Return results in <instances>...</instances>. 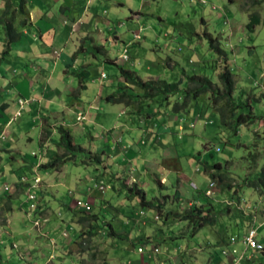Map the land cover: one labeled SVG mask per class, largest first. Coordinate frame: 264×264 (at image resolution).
<instances>
[{
  "label": "rangeland",
  "instance_id": "obj_1",
  "mask_svg": "<svg viewBox=\"0 0 264 264\" xmlns=\"http://www.w3.org/2000/svg\"><path fill=\"white\" fill-rule=\"evenodd\" d=\"M118 1L125 3L126 7L131 5L132 8H139L137 3L133 4L134 1L130 3L129 0H109L102 9L105 17L109 16L113 10H123ZM149 1L146 7L154 17L141 19L135 24L124 16L119 22L113 20L114 30L121 28L122 23L125 24L123 26L125 30L122 32L126 33V43H130L127 47L130 61L125 62L122 59L119 61L125 62L123 63L125 68L131 71L140 72L142 69L145 72L147 67H153L158 69L157 72H164L162 79L168 82L183 81L181 91L170 97L169 104L164 103L162 106L164 97H158V101H155L150 108L146 106L144 114L154 113L153 118L160 122L161 119L169 120L168 110L172 117L180 119L182 116L186 121L183 123L184 119H182L181 122L187 126L198 114L203 118L198 116L195 121L197 125L195 136L190 134L189 128L184 132L186 140L192 139L193 143L191 146H179L178 161L167 162L166 167L161 165L162 168L157 170L158 177L163 173L169 176V189L160 190L151 176L144 175L147 170L142 171L141 168H147L146 159L142 156L130 162L133 172L125 170L120 176L127 179L125 182L131 181L129 188L137 186L130 178L131 174L139 176L141 182L145 183L142 184V188L147 193L146 200L164 206V214L169 211L186 213L192 206H202L194 204L192 198L194 194L200 198L201 202H204L205 208L208 206L207 202L211 201L217 215V225L207 226L195 232L187 221L179 220L175 216L166 219V216H162L160 209L143 207L141 199L135 192L128 193L129 188L123 191L124 194L118 195L121 186L112 178L117 176V172L121 169L124 170L129 163L126 162L124 153H121L123 157L120 155L106 159L108 162L100 163L97 160L100 156L98 149L103 147V144H100L102 137L104 138L102 132L106 131L109 119L106 116L108 112L104 114L103 111L93 110L88 121L86 119L82 125L69 126L75 145L81 147L82 151H78L75 159L67 162L65 166L50 170L49 175L45 174V171L40 170L41 173L37 171V176L35 173L32 174L33 170L28 166L18 170L20 162L17 164L10 159L5 178L0 177V264H128L150 253L145 251L141 254L138 249L140 245L147 248L157 246L155 249L159 250L160 259H169L165 264H182L183 261L186 264H209L210 259L217 264L218 259L225 260V257H222L223 252L226 251L224 249H228L232 256L235 255L233 250L236 246L243 251L248 249L242 243V239L252 228L258 229L264 239V185H261L264 175V25L257 26L254 32L247 28L250 15L256 13L262 20L264 19V0H236L235 4H230L228 0ZM14 15L15 12L12 16L13 24L16 23V27H19L20 24L22 25L21 19L17 16L18 19L15 20ZM85 15V17H94L89 13ZM204 19L205 23H203ZM133 33L141 34L148 39L132 41ZM206 33L219 40L221 48L227 54V60L225 57V60L220 58L211 50ZM112 35L109 34V36ZM83 44L81 43L80 46L94 52L91 44L87 46ZM0 51V64L5 65L0 72L1 99L5 97L14 102L16 96L10 97L14 79L7 71L9 67L7 64H10L12 59L5 54L4 50ZM81 53L80 49L78 55ZM167 62L172 69L166 67ZM226 67L235 81L232 104L237 107L235 116L225 121L230 124H225L222 112L214 108L215 102L217 107L223 106L226 102V99H221L225 90L219 78ZM95 69L96 67L91 70L93 80L98 75ZM115 70L114 65L104 66L107 81H116ZM144 72L139 73L142 80L146 77ZM59 75L57 71L55 82L59 81ZM190 76H200L210 80L216 94L213 90L203 92L198 98L189 101L185 111L175 112L176 104L185 102L184 95L191 85L188 80ZM101 80L95 83L100 84ZM137 94L141 93L137 91L135 95ZM112 106L117 108V105ZM116 114L119 116L118 111ZM251 114L253 118H250ZM14 115L15 113L8 114L11 119ZM23 120L33 121L30 114L26 112L23 117L13 120L11 129L3 127L1 132L5 131L7 137L12 130L19 133L21 140L13 145V149L19 148L24 151L23 155L32 157H34L33 153L38 154L37 156L41 158L42 147L38 134L40 118L26 126L22 124ZM91 121L95 126L98 123L97 132L93 131L94 126ZM157 121L155 122L158 123ZM102 124L104 131L100 128ZM79 128L82 133L76 134ZM86 128H88L87 131ZM49 130L52 132L50 136L57 142L58 136H54L55 130L53 128ZM28 132L35 138L32 143L27 141ZM176 132L177 138L180 137L179 134H183L178 133L177 128ZM88 133L98 135V141L93 142ZM124 140L127 144L128 135ZM141 148L145 149L147 146L142 145ZM217 148L221 151L218 152ZM55 149L60 156L66 153L64 149L56 147ZM134 151L138 153L139 150ZM148 155L151 156L148 157ZM148 155L147 159L152 160L153 155L150 152ZM1 156L5 160L0 163L5 165L9 155L4 152ZM34 160L35 163H39L43 159ZM216 164L223 167V170H217L226 175V177L223 176V180L219 177L213 179L212 172H206L207 165L215 166ZM25 174H27L25 182L21 184L25 190L16 188L14 191L13 186L10 190L4 191L6 186L11 187L17 183L20 178L18 176ZM8 175L11 177H7ZM99 175H102L105 183L115 185L118 192L110 191L112 189L100 192L96 189L99 181L96 177ZM178 175L185 181L186 187L192 188L193 196L183 193L178 187V191L182 192H180L182 198L176 197L174 187H177ZM37 177L41 180L39 184L41 192L38 191L41 196L38 195L39 202H37L42 206L39 214L47 221L40 219L41 224L38 226L34 225L38 218V211H31L28 202L30 187ZM77 178H79L78 183ZM94 179L96 182H93ZM210 179L216 184L213 187L212 197H209L210 201H207L205 193L210 189L208 187ZM207 196L210 195L207 193ZM89 197L92 199L87 201ZM79 200L87 201L92 206L94 204L92 213L85 215H96L99 219L93 223V220L87 221L82 225L80 219L85 215L76 207ZM68 207L77 213L70 211ZM6 217L12 221L11 225H8ZM104 222L111 223L115 231L125 239L109 238L108 234L102 235L93 228V226L103 228ZM7 225L11 228L7 229ZM83 232L97 235L89 234L86 239L78 240ZM147 237L153 238L152 243H148ZM231 239L238 245L230 248L223 245ZM252 252L255 260L251 264H264V254L260 251ZM196 253L201 262L191 259L190 255ZM182 255H185L184 260L180 261Z\"/></svg>",
  "mask_w": 264,
  "mask_h": 264
},
{
  "label": "crops",
  "instance_id": "obj_2",
  "mask_svg": "<svg viewBox=\"0 0 264 264\" xmlns=\"http://www.w3.org/2000/svg\"><path fill=\"white\" fill-rule=\"evenodd\" d=\"M107 1L109 0H90L88 2L85 0H26L25 3L21 5L23 10H20V6H15L13 0H0V18H12L13 7H17L14 15L15 20L18 19L17 16H19V19H21L22 22V25L20 24L19 27H16L18 33H20V37L12 42L9 52L6 53V55L11 57L12 61H14L7 64V66L9 65L7 71L11 78L14 79L10 97L13 95L16 96L14 98L15 101H10L5 97L4 99H1L2 90L0 89V162L5 160L1 154L6 152L9 155L6 160L8 162L5 163L6 166L0 163V177L5 178L6 169L10 164V159L13 160V162H17V164L20 162L17 167L18 170L28 166L29 169L31 168L33 170L32 174L35 173L38 176L37 171L40 172V166L47 162V160L54 155V152H56L54 148L50 147L49 141H46L43 146L41 145L43 129L53 128L55 130L57 126H64L65 128L70 129L69 126L82 125V122L78 121L79 116L84 115L88 121L89 117L92 115V111L96 110L103 111L104 114L105 112H108L106 116L109 119L106 131H104L103 124L100 127L104 131L102 132L104 138L102 137L100 141V144H103V147L98 149L102 162H108L106 159L113 156L119 157L122 155L121 153H124L126 162L129 163V165L125 166L124 170L121 169L117 172V176L112 178L121 186V190L119 192L116 191L115 185L107 182L112 186V190L110 191H115L118 192V195H122L124 194L123 191L130 187H128V185L131 184V181L125 182L127 179L122 178L120 174L125 170H127V172H133L130 162L135 161L138 156H142L146 159L145 162L147 169H144V167L141 168L142 171L147 170L145 173L143 172L144 175L148 177L151 176L154 182L160 187V190L163 191L169 189V176L163 173L158 177L157 170L162 168L161 165L165 166V164H168L167 162L178 161L177 156L179 157V146L192 145L193 140H186L184 132L189 128L191 132L190 134L195 136V133L197 132L195 121L198 119V116L200 118H203V116L198 114L195 119L193 118L190 120V125L187 126L183 125L186 120L181 115L180 119L178 117H172L167 110V116L170 121L167 119H161L159 122L153 118L154 113H148L150 115L147 114V118H143L133 109V107H127L123 104H114L107 101V99L105 100V97L108 98V96L112 94L122 92L120 87L123 86V84L117 66L125 68L123 63L126 61L123 60L122 57L130 44L126 43V33L122 32L125 30V27L123 28L125 24L122 23L121 28L118 27L117 30H114L113 20L115 19L116 22H119L120 20H123L124 16L132 24H135L136 21H140L141 19L154 17L146 7L147 3L150 2L149 0H129L130 3L134 1V5L135 3L138 4L137 6H139V8L137 9L136 7L132 8L131 5V7L129 5L126 7L125 3L118 1L123 10H111L112 13L105 17V13L102 9ZM84 4H87L88 8L87 6H84ZM7 6H10L12 9L9 10ZM87 13L92 14L94 17H85V14ZM161 20H163V18H161ZM205 22L204 19L203 23ZM14 24L16 25V23ZM1 27L5 28V26L0 24V50L5 51L6 31ZM109 34L113 35L109 36ZM133 34V37H131L132 41L148 39L141 34ZM136 37H140L141 40H138ZM81 43H84L83 45L85 46L91 44V49H93L94 52H90V49L86 47H81ZM80 49L82 50V53L77 55V58L74 59V55L78 54ZM121 58L125 62H120ZM169 61H172V59H169ZM107 64L115 66L116 81H107V78L103 77V75H105L104 66ZM165 65L166 67L171 68L169 62ZM4 67V63H1L0 72ZM95 67V72L98 75L96 74L97 77L93 80L91 70ZM82 70H88L90 76L88 80H91L90 83L88 81L84 89L81 87L80 81L75 75ZM57 71L60 73L59 81H57L58 83L54 81ZM157 71L158 69L156 68L147 67L145 72L142 69L140 72L146 74V77L143 78L144 81L149 79H162L165 73ZM132 72H135L139 76L140 72L138 70ZM139 77L141 78V76ZM146 78L147 80H145ZM99 79L104 80H101L100 84H96L95 82ZM21 100L25 103L21 104ZM112 105H117V108ZM117 111L119 116L116 114ZM11 112L15 113L13 119L8 116L9 113L12 114ZM26 112L30 114V118L35 122L40 118V132L38 134L40 146L42 147V149H40V155H42L41 158L37 156L38 154L35 155L33 153L34 157H32L27 154L23 155L24 151L19 148L13 149V145H16L21 140L19 133H15L12 130L7 137L5 131L1 132V128L3 127L8 128V130L11 129L13 120H16L17 117H23ZM18 113H22V115L17 116ZM182 119H184L183 123L181 122ZM25 121H22L24 126L33 123V121ZM91 124L94 126L93 131L97 132L99 129L98 123L97 126H95L94 122L91 121ZM176 128L178 133H183L179 134V138L175 136L177 135ZM87 130L88 128H86V131ZM55 132L56 130L54 133ZM81 133L82 130L79 128L76 131V134ZM88 135L93 142L98 141V135L94 136L91 133H88ZM127 135L128 143L126 144L124 139ZM26 137L28 138V143H32L35 140L29 132ZM142 145L147 146V148H141ZM134 150L139 151L136 153ZM90 152L91 154H94L92 151ZM149 152L153 155L152 160L147 159ZM149 156L151 155H148V157ZM34 159L37 161H41V159L43 160L42 162L35 163ZM209 166V168H211L214 165ZM217 167V170H223V167L220 164ZM107 168H109V165H107ZM217 170L206 169V172L208 173L211 171L212 174H214ZM49 173L51 172L45 171V174L49 175ZM26 175L27 174L18 176L20 178L17 183L13 184L11 187L6 186V190L4 189V191L10 190L13 186L14 191L16 188L25 190V187L21 184L25 182L24 179L26 178ZM7 177H11V175H8ZM21 178L22 180H20ZM130 178L136 183L137 187L145 191V189L142 188V184L144 185L145 183L141 182L139 176L131 174ZM96 179H99V181L104 180L102 175L97 176ZM96 179H94L93 182H96ZM78 182L79 178H77V183ZM210 183L211 179L209 180V184ZM176 184L177 187H174L176 188V194H180L182 191L183 193L191 194V196H193L191 193L192 188L190 186L186 187L185 181H183L179 175ZM17 185H21V187H16ZM178 187H180L181 191H178ZM194 187L197 189L196 186ZM205 190L207 191L208 188ZM37 191L41 192L39 188ZM128 193H131L130 188ZM40 196L41 195L39 194V197ZM179 198H182V195ZM192 198L194 199V204L197 203L198 205H204V202H201L196 194H194V197ZM91 199L92 198L89 197L87 201ZM92 207L94 208L95 205L93 204ZM39 216L41 215L39 214ZM5 219H7L8 225H11L12 221L10 219L8 220L7 217ZM8 225L6 228H11ZM258 234L260 241L264 243V239L261 237L259 231ZM148 239V243H152L153 238ZM223 245L229 248L233 247L229 241ZM236 245H238V243ZM140 246L139 248H141ZM152 247H144L145 250L141 254H144L145 251H149L150 253L147 256H143V258L129 262L128 264H165L169 259H160V252L158 254L154 252V249L157 246ZM236 248L238 249L237 246ZM224 250L229 253L228 249ZM238 251L242 255L241 260L238 261L239 263L234 262L233 256L229 254L226 255L223 252L222 257H225V260L218 259L217 264H241L242 262L251 264L254 262L255 256L252 254L253 250L248 252V249H245L244 251L238 249ZM185 255L181 256L180 261L184 260L183 256ZM190 256L193 261L201 262L197 253ZM167 257L170 256L167 255ZM181 263L186 264L185 261ZM209 264H214L213 259L209 260Z\"/></svg>",
  "mask_w": 264,
  "mask_h": 264
},
{
  "label": "trees",
  "instance_id": "obj_3",
  "mask_svg": "<svg viewBox=\"0 0 264 264\" xmlns=\"http://www.w3.org/2000/svg\"><path fill=\"white\" fill-rule=\"evenodd\" d=\"M25 1L26 0H13V3L15 6L19 5L20 10H23L21 8L22 7L21 5H23L25 3ZM228 2L230 4H235L236 0H228ZM7 8L9 10L12 9L10 6H7ZM15 9H17V7H13V12H15ZM0 24H3L5 26V30H6V35H5V37H6L5 38V41H6L5 42L6 43L5 54H6L9 52L12 42H14L16 39H18L20 37V33H18V31H17L16 25L13 24L12 18H10V19L0 18ZM261 24L264 25V19L262 20L258 14L254 13V14L250 15V22L248 23L247 28L249 31L254 32L255 28ZM206 37L209 40L211 50L216 52L220 56V58L224 59V57H225V59L227 60V58H226L227 54L221 48L219 40L217 38L212 37V35L209 33H206ZM77 55L78 54L74 55L73 58L76 59ZM117 69L119 70V76L122 79L123 86L120 87L122 92L115 93V94L108 96L107 101L112 102L114 104H123V105H125L127 107H131V108L133 107V109L137 113H139L141 115V117H143V118H145V116L147 118L148 113L147 114L143 113L146 106L150 108L155 101H158V97H164V100H163L164 102L162 105H164V103L169 104L170 103V97L179 94V92L181 91L180 90L181 85L183 84V81L171 83V82H168L167 80H164V79H154V80L144 81L136 73H134L128 69H125L124 67L117 66ZM75 75L79 79L81 87L84 89L86 87V84L89 81L88 78L90 77L88 70H82V71L76 73ZM219 78H220V81H221L222 85L224 86V90H225L223 95L221 94L222 95L221 99H223V100L226 99V102L221 107H217L216 102H215L214 108L217 109L219 112H222V117H223L224 123L230 124V122H225V121L230 120L231 117H234L236 114V111H237V107H235V105L232 104L235 81L233 79V76H232L230 70H228L227 67H226L225 71L220 73ZM188 80L190 81L191 85H190V88L187 89V92L184 95L185 102H184V104L177 103L176 106L174 107L175 112L185 111L187 109V106H188V103L190 100H193L194 98H198L203 92L213 90L212 82L205 77L202 78L200 76H190V77H188ZM137 91H139V93H141V94L135 95V93ZM219 91L220 90H218V92ZM213 92L216 94L215 90H213ZM148 115H150V114H148ZM250 116H252L250 118L254 117L252 114ZM55 130H56L55 136H58V141L57 142L54 141L53 140L54 137L50 136L52 134V132L49 129L45 128L42 132L41 145L43 146V144H45L46 140L48 139L49 142L50 141L52 142V143H50V147H52L54 149H55V147L64 149L66 151V153H64L63 156L62 155L60 156L57 151L54 152V155L52 157H50L47 160V162L43 163L40 166L41 171H50V170L59 169L60 167L65 166V164L67 162L75 159V157L77 156L76 153H78V151H82L81 147L75 145L74 137L72 136V133L69 129L65 128L64 126H57ZM97 160L100 163H102L100 157H98ZM217 166H219V164L218 165L216 164L215 166H213L211 168H209L210 166L207 165L206 169L217 170V168H218ZM223 176L226 177L225 174H223L222 172H219V171L212 174L213 179H216L219 177L221 180H223L224 179ZM261 181H262L261 185H264V175H263V178ZM16 187H21V185H17ZM258 187L261 188V186H258ZM255 188H257V187H255ZM32 191L34 193L38 194L37 189H33ZM130 192L131 193L135 192V194L141 199V204L143 205V207L151 208L153 210L155 208L160 209V211L162 212V216H166V219L170 216H175V218H177L179 220L187 221V222H189L190 226L194 228L195 232H198L199 230H201L202 228H205L207 226H215L218 223L217 215L215 213V208H214L213 204L211 203L210 198L206 195H205V197L207 198V201H210V202H207L208 203L207 208H205L203 205L199 206V207L198 206H192V208H190V211L186 212V213H178V212H174V211H169L168 213L164 214V211H165L164 206H162L161 204H159L157 202L147 201L146 200V193L144 190L139 189L136 186V187L130 188ZM6 195H8V194H6ZM165 197H168V196H165ZM176 197L179 198L180 197L179 194H176ZM40 208H41V206H40ZM70 211H74V210L70 209ZM78 211L80 213H83L84 215L87 214L84 211H81V210H78ZM74 213H77V212L74 211ZM98 219L99 218L96 215H93V216L85 215L80 219V223H82V225H83V223H85L87 221H91V220H93L92 221V223H93L94 221H96ZM93 228L95 230H97L99 233H101L102 235L108 234L107 236L109 238H113V239L119 238L122 240L125 239V238H123V236H121L120 234H118L115 231V228L111 223L104 222L103 228L100 226H95V227L93 226ZM103 230L105 232H103ZM89 234L92 236L97 235V234H93L91 232H83L78 237V240L86 239L87 235H89ZM258 237H259V234H258ZM231 241H232V239L230 240L229 243H231ZM242 241H243V239H242ZM236 244H237V242H236ZM262 244L264 245V243H262ZM81 245H83V243ZM245 247L247 248V246H245ZM234 250L238 251V249L236 247ZM253 251H255V250H253ZM257 251H260L264 254V249L263 250H257ZM224 254H225V251H224ZM238 255L240 257H242V255L239 251H238Z\"/></svg>",
  "mask_w": 264,
  "mask_h": 264
},
{
  "label": "built area",
  "instance_id": "obj_4",
  "mask_svg": "<svg viewBox=\"0 0 264 264\" xmlns=\"http://www.w3.org/2000/svg\"><path fill=\"white\" fill-rule=\"evenodd\" d=\"M125 59H128L127 56H124ZM83 119V118H81ZM218 152L220 151V149L217 150ZM39 180H37V183H38ZM212 187H214V184H211ZM100 190L104 191L105 190V187L103 185H101L100 187ZM208 194L210 195L211 192H208ZM30 198V201H32L33 203L31 204V208L32 209H35L36 208V204H35V201H36V196L34 194H31L29 196ZM76 207H78L80 210L84 211V212H91L92 211V206L85 202V201H78L77 204H76ZM243 244L245 246H247L248 249H251V250H263L264 249V245L258 240V231L257 229H251L244 237H243ZM232 244L235 245L236 244V241L233 240L232 241ZM145 250L144 247H141L139 248V251L141 253H143ZM154 252L155 253H159V250L158 249H154ZM233 253L236 255H234V261L235 262H238L239 260H241L242 257H240L238 255V251L237 250H233Z\"/></svg>",
  "mask_w": 264,
  "mask_h": 264
},
{
  "label": "clouds",
  "instance_id": "obj_5",
  "mask_svg": "<svg viewBox=\"0 0 264 264\" xmlns=\"http://www.w3.org/2000/svg\"><path fill=\"white\" fill-rule=\"evenodd\" d=\"M137 38V37H136ZM138 40L139 39H141L140 37L139 38H137ZM124 56H127L128 57V55H127V51L125 52V54L123 55V60H125V61H130V58L128 57V59H125L124 58ZM121 58V59H122ZM103 77L105 78L106 77V75H103ZM20 103L21 104H24L25 102L24 101H20ZM22 115V113H18V115L17 116H21ZM81 118H83V119H81ZM78 121L79 122H84V121H86V117L84 116V115H80L79 116V118H78ZM218 149H220V148H217V150ZM220 151H221V149H220ZM219 151V152H220ZM99 156V155H98ZM99 157H101V156H99ZM102 161V160H101ZM37 180H39L38 181V183H37ZM25 181V180H24ZM40 182H41V180H40V178L39 177H37L35 180H34V183H33V185H31V189H30V192H29V196L31 195V194H34L35 196H36V201H35V204H36V208L35 209H32L31 208V204L33 203L32 201H30V198H29V196H28V202L30 203V209L32 210V211H38V218L36 219V221H35V223H34V225H36V226H38V225H40L41 223H40V219H43L41 216H39V213H40V205L37 203V202H39V199H38V194L37 193H34L32 190L33 189H38L39 188V184H40ZM211 184H214V186H215V182H211L210 184H209V187H210V189H209V191H207L205 194H206V196H207V193L208 192H211V194H210V196H208V197H212V195H213V187L211 186ZM101 185H103L104 187H105V190L104 191H102V190H100V186ZM96 189H98L100 192H106L107 190H109V189H112V186H111V184H109V183H105V180H101V181H99V182H97V185H96ZM37 192V191H36ZM91 192V191H90ZM209 195V194H208ZM79 201H83V200H79ZM85 202H87V201H85ZM88 203V202H87ZM92 206V205H91ZM93 208V207H92ZM80 210V209H79ZM82 211V210H81ZM86 213H92V211L91 212H86ZM44 220V222H47L45 219H43ZM253 229V228H252ZM257 231H258V229H257ZM247 234V233H246ZM245 234V235H246ZM244 235V236H245ZM258 240L260 241V239H259V237H258ZM232 241H233V239H232ZM232 241H231V245L232 246H234L233 244H232ZM261 242V241H260ZM262 243V242H261ZM255 251H257V250H255ZM225 254L226 255H231V253L229 252H227V251H225ZM232 256V255H231Z\"/></svg>",
  "mask_w": 264,
  "mask_h": 264
}]
</instances>
